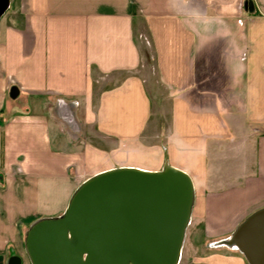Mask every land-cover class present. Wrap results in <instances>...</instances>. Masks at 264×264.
Here are the masks:
<instances>
[{
  "label": "crops",
  "instance_id": "crops-1",
  "mask_svg": "<svg viewBox=\"0 0 264 264\" xmlns=\"http://www.w3.org/2000/svg\"><path fill=\"white\" fill-rule=\"evenodd\" d=\"M9 1L0 264H31L30 225L114 167L185 170L191 221L218 242L264 207V0ZM225 250L194 264H249Z\"/></svg>",
  "mask_w": 264,
  "mask_h": 264
},
{
  "label": "water",
  "instance_id": "water-1",
  "mask_svg": "<svg viewBox=\"0 0 264 264\" xmlns=\"http://www.w3.org/2000/svg\"><path fill=\"white\" fill-rule=\"evenodd\" d=\"M9 3L0 0V17ZM194 201L192 177L169 163L100 171L75 189L62 214L30 225L26 252L31 264H179ZM231 238L249 264H264V207Z\"/></svg>",
  "mask_w": 264,
  "mask_h": 264
},
{
  "label": "rangeland",
  "instance_id": "rangeland-1",
  "mask_svg": "<svg viewBox=\"0 0 264 264\" xmlns=\"http://www.w3.org/2000/svg\"><path fill=\"white\" fill-rule=\"evenodd\" d=\"M143 55L147 57V53L145 49H143ZM220 243L221 242H218V240L216 241L212 240L211 237H209L206 233H204V225L197 224L195 221H191L187 229V234L182 250V257L179 264H194L198 261H201L203 257L209 254H213L216 252L217 253L226 252L225 250L226 246L222 244L220 245ZM241 255L243 254L241 253ZM219 261H220L219 264H238L235 258H233L232 261H228L224 258H220Z\"/></svg>",
  "mask_w": 264,
  "mask_h": 264
},
{
  "label": "bare ground",
  "instance_id": "bare-ground-1",
  "mask_svg": "<svg viewBox=\"0 0 264 264\" xmlns=\"http://www.w3.org/2000/svg\"><path fill=\"white\" fill-rule=\"evenodd\" d=\"M220 244L225 245L227 247H230L232 249H235L236 251H240L237 244L234 243V241L232 240L231 235L228 238L222 240Z\"/></svg>",
  "mask_w": 264,
  "mask_h": 264
}]
</instances>
